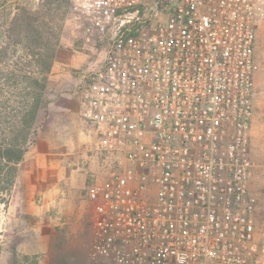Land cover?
<instances>
[{"label":"built area","instance_id":"1","mask_svg":"<svg viewBox=\"0 0 264 264\" xmlns=\"http://www.w3.org/2000/svg\"><path fill=\"white\" fill-rule=\"evenodd\" d=\"M264 0H71L97 58L75 90L94 253L115 264H264L249 190Z\"/></svg>","mask_w":264,"mask_h":264},{"label":"rangeland","instance_id":"2","mask_svg":"<svg viewBox=\"0 0 264 264\" xmlns=\"http://www.w3.org/2000/svg\"><path fill=\"white\" fill-rule=\"evenodd\" d=\"M46 2L47 0H0V48L8 43L4 38V33L7 31L8 22L14 12L19 9L21 11L24 7L37 9L36 18L50 26ZM70 9L63 11L62 19L58 23L60 30L55 31L60 37L58 52L49 74L48 88L35 124L34 140L28 150V155L31 154L37 164L40 163L39 158L46 160L49 152L45 151H51L54 143L53 138L46 139L45 144L41 143V136L46 129L53 135L60 133V136L66 134L67 137L76 131L75 125L80 122V118L79 101L75 90L83 81L84 70L97 58V46L94 42L80 37L72 31V26L66 23L65 19ZM50 24L54 26L51 22ZM253 104L251 173L248 186L251 194L256 198V238L262 240L264 222V9L256 18ZM38 166L40 167L37 165L34 169H38ZM40 168L49 169V167ZM24 169L25 165L22 163L19 171ZM22 184L23 190L28 188L25 182ZM19 186H14L5 201L0 200V264H115L112 260L94 253L97 241L94 217L91 218L89 224L82 226L49 224L41 219L39 213L29 209L30 201L25 198ZM81 230L88 238L84 236L86 243L91 241L88 259L80 255L79 250L73 247L78 242L77 237L82 233ZM72 233L73 235L69 237Z\"/></svg>","mask_w":264,"mask_h":264},{"label":"trees","instance_id":"3","mask_svg":"<svg viewBox=\"0 0 264 264\" xmlns=\"http://www.w3.org/2000/svg\"><path fill=\"white\" fill-rule=\"evenodd\" d=\"M71 0H47L51 26L43 24L37 9L14 12L0 48V200L15 186L19 165L34 140L49 74L60 37L59 21ZM58 20V21H57Z\"/></svg>","mask_w":264,"mask_h":264},{"label":"crops","instance_id":"4","mask_svg":"<svg viewBox=\"0 0 264 264\" xmlns=\"http://www.w3.org/2000/svg\"><path fill=\"white\" fill-rule=\"evenodd\" d=\"M75 127L76 131L69 137L66 134L60 136V133L53 135L46 129L41 143L45 144L46 139L53 138L52 150L45 151L50 156L46 155V160L39 158L40 163L37 164L27 152L20 163L21 167L22 163L25 165V169L19 171L15 187L20 185V191L30 201L29 209L39 213L41 219L49 224L87 225L100 208V199L90 189L91 174L99 169V161L90 160L84 150V145L91 139L90 127L81 119ZM37 165L50 170L39 166L34 169ZM23 182L28 187L25 190L22 189ZM81 232L73 247L88 259L91 241L86 243L88 238L83 230ZM71 235L73 233L69 237Z\"/></svg>","mask_w":264,"mask_h":264}]
</instances>
